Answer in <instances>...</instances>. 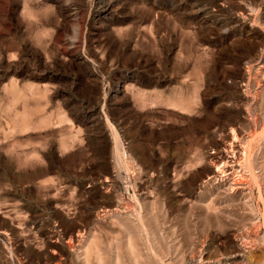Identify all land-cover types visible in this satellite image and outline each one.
<instances>
[{
    "label": "rangeland",
    "instance_id": "obj_1",
    "mask_svg": "<svg viewBox=\"0 0 264 264\" xmlns=\"http://www.w3.org/2000/svg\"><path fill=\"white\" fill-rule=\"evenodd\" d=\"M0 264H264V0H0Z\"/></svg>",
    "mask_w": 264,
    "mask_h": 264
},
{
    "label": "bare ground",
    "instance_id": "obj_2",
    "mask_svg": "<svg viewBox=\"0 0 264 264\" xmlns=\"http://www.w3.org/2000/svg\"><path fill=\"white\" fill-rule=\"evenodd\" d=\"M255 119V118H254ZM209 159V158H208ZM216 171V170H215ZM107 211H108V209H107Z\"/></svg>",
    "mask_w": 264,
    "mask_h": 264
}]
</instances>
